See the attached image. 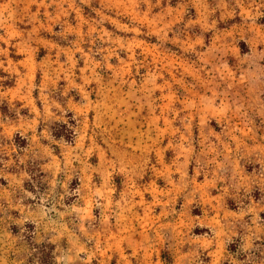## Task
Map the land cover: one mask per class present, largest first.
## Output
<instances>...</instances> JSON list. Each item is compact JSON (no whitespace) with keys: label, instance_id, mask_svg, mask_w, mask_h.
Returning <instances> with one entry per match:
<instances>
[{"label":"rangeland","instance_id":"1","mask_svg":"<svg viewBox=\"0 0 264 264\" xmlns=\"http://www.w3.org/2000/svg\"><path fill=\"white\" fill-rule=\"evenodd\" d=\"M0 264H264V0H0Z\"/></svg>","mask_w":264,"mask_h":264}]
</instances>
